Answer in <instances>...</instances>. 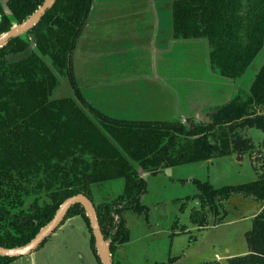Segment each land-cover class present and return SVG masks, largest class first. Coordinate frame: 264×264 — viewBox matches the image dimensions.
I'll use <instances>...</instances> for the list:
<instances>
[{
  "label": "trees",
  "instance_id": "obj_1",
  "mask_svg": "<svg viewBox=\"0 0 264 264\" xmlns=\"http://www.w3.org/2000/svg\"><path fill=\"white\" fill-rule=\"evenodd\" d=\"M43 1L5 0L6 8L0 1V34ZM92 3L55 0L34 26L0 47L1 246L27 243L67 197L82 193L93 202L113 255L116 244L129 239L124 210H146L141 202L147 189L142 172L156 174L231 150H253L252 138L243 130L256 127L264 132V64L248 90L239 89L230 101L207 113L211 122L198 121L193 129L180 120L113 117L89 103L75 80L72 53ZM172 23L176 38H206L210 68L237 79L263 48L264 0H173ZM32 39L34 49L29 47ZM60 77L66 78L72 95L53 96ZM116 178L124 179L123 192L103 196L107 183ZM196 182L203 211L232 193L264 203V173L253 181L222 187ZM75 215L84 219L101 264L80 203L66 217ZM245 235L248 253L229 259V264H264V206ZM14 258L0 255V264Z\"/></svg>",
  "mask_w": 264,
  "mask_h": 264
},
{
  "label": "rangeland",
  "instance_id": "obj_2",
  "mask_svg": "<svg viewBox=\"0 0 264 264\" xmlns=\"http://www.w3.org/2000/svg\"><path fill=\"white\" fill-rule=\"evenodd\" d=\"M0 1L6 8L5 0ZM97 1L102 6L112 0ZM135 2L122 0L119 4H125L126 7L127 3ZM97 14L104 13L99 10ZM76 44L79 49L75 51L74 60L80 69L77 83L84 90L87 89L86 93L93 101L87 98L82 89L84 97L110 116H123L115 113V105L101 107V100L96 97L99 95L93 91L94 82L98 79L94 80L89 71L92 66L93 72L100 68L101 61H109V56L98 51L92 53L90 50L95 47L86 36L78 38ZM210 48L206 38L174 41L171 63L166 67L167 75L171 67L174 94L173 98L168 99L173 103L165 105L164 111V103L160 104L161 98L158 97V118H146V114H138L144 120H180L190 124L191 121L198 122L192 116L195 107L203 106L209 112L230 101L239 89L248 90L254 73L264 64V45L245 74L237 79L219 75L210 68ZM107 67L112 68V64H107ZM70 95L72 91L66 78L60 77V85L54 90L53 96ZM138 106L134 105L135 111L144 110ZM243 131L252 138L254 148L240 152L241 155L239 151L231 150L211 159L184 163L176 166L177 170L169 175L162 171L156 174L142 172L147 189L141 196V202L146 210L139 213L126 209L122 213L129 230V239L116 244L112 264H229V259L248 253L245 233L252 228L262 201L232 193L228 198H215V208L206 207L203 211L197 197L202 191L196 184V181H200L208 182L213 187L237 185L253 181L264 173V132L256 127H247ZM124 185L123 178L110 180L104 193L117 196L123 192ZM93 197L98 200L96 196ZM89 237L90 233L80 215H65L60 225L36 249L14 258L8 264H99Z\"/></svg>",
  "mask_w": 264,
  "mask_h": 264
},
{
  "label": "crops",
  "instance_id": "obj_3",
  "mask_svg": "<svg viewBox=\"0 0 264 264\" xmlns=\"http://www.w3.org/2000/svg\"><path fill=\"white\" fill-rule=\"evenodd\" d=\"M121 1L112 0L100 6L97 0H93L88 23L86 22L79 36V39L84 36L90 39L92 46L95 47L94 50H90L92 53L98 51L109 56V61H101L100 68L93 72L92 66V70L89 71L94 80L98 79L96 83L94 82L96 89L91 87L99 95L96 97L101 100L99 101L101 107L105 108L107 104H112L111 106H116L115 113L123 114V116L111 114L114 117L143 119L138 114L140 112L146 114V118H158L160 110H156V98L160 97V104L164 103L162 110L165 105L173 103L168 99L173 98L174 94L171 67L168 69V75L166 67L171 63L174 41L182 42L188 39L176 38L173 34V0H136L137 2L133 4L127 3L126 7L125 4H119ZM99 10L104 14L98 15ZM78 49L79 46L76 44L72 53L76 82L80 69L74 56ZM109 63L112 64L110 69L107 67ZM90 68L91 66L87 71ZM78 85L84 90L81 84ZM160 85L161 88L158 89ZM91 87L89 89L92 91ZM86 91L87 89L84 90L87 98L92 100ZM152 99H155L153 103ZM135 104L144 110L135 111ZM169 108L173 111L172 107ZM204 109L203 106L195 107L193 113L198 110L208 113ZM173 170L176 171L177 167H171V172ZM103 196L115 197L108 193ZM263 206L262 202L259 211ZM120 258L118 256L119 260Z\"/></svg>",
  "mask_w": 264,
  "mask_h": 264
},
{
  "label": "water",
  "instance_id": "obj_4",
  "mask_svg": "<svg viewBox=\"0 0 264 264\" xmlns=\"http://www.w3.org/2000/svg\"><path fill=\"white\" fill-rule=\"evenodd\" d=\"M54 2L55 0H44L43 3L27 18H25L19 23L14 24L9 30L1 33L0 47L5 45L10 39L20 35L24 31L34 26L40 20L42 15L46 12V10L53 5ZM35 45V40L32 39L30 41L29 47L31 49H34ZM192 116L197 121H212L206 112L200 110L195 111ZM195 123V121L190 122L191 129L194 128ZM238 154L241 155L240 151L238 152ZM164 171L168 174H171V167L165 168ZM77 203H80L84 207L86 216L88 217L90 227L92 229V234L94 236L95 248L101 261V264H112V255L109 249V240L105 239L102 234L98 217L94 209V204L85 194L82 193L67 197L59 205L53 217L43 227H41L37 234L27 243L13 247H6L0 245V255L9 257H19L28 254L34 249H36L41 244V242L60 225L68 210Z\"/></svg>",
  "mask_w": 264,
  "mask_h": 264
}]
</instances>
